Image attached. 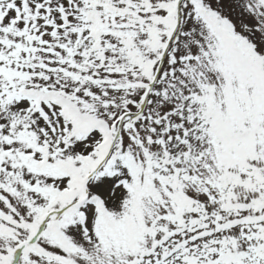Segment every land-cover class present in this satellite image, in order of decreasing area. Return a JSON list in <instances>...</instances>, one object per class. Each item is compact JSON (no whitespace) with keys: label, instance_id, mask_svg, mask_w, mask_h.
Returning a JSON list of instances; mask_svg holds the SVG:
<instances>
[{"label":"snow or ice","instance_id":"1","mask_svg":"<svg viewBox=\"0 0 264 264\" xmlns=\"http://www.w3.org/2000/svg\"><path fill=\"white\" fill-rule=\"evenodd\" d=\"M0 264H264V0H0Z\"/></svg>","mask_w":264,"mask_h":264}]
</instances>
